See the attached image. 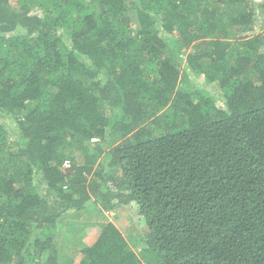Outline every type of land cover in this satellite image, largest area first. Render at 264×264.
<instances>
[{"label":"trees","instance_id":"1","mask_svg":"<svg viewBox=\"0 0 264 264\" xmlns=\"http://www.w3.org/2000/svg\"><path fill=\"white\" fill-rule=\"evenodd\" d=\"M256 26L254 0H0V264H264Z\"/></svg>","mask_w":264,"mask_h":264},{"label":"rangeland","instance_id":"2","mask_svg":"<svg viewBox=\"0 0 264 264\" xmlns=\"http://www.w3.org/2000/svg\"><path fill=\"white\" fill-rule=\"evenodd\" d=\"M262 26V25H261ZM263 28L256 26L252 29L250 34L258 33ZM184 56V55H183ZM199 82V81H198ZM201 83V82H199ZM205 89L209 90L210 93L214 94L213 84L204 86ZM0 123L3 124L10 132L9 140L12 141L15 139V135L12 133V128L14 126L13 120L8 117L0 118ZM98 141L92 140V142ZM90 206V205H89ZM106 215L111 222L119 229L123 234L125 240L127 241L128 247L138 253L142 247V240L145 234V223L143 217L137 213L135 206H128L126 208H117L116 210L107 211ZM74 234L87 242L93 241V233H87L86 231H75ZM65 264H76L71 259H63Z\"/></svg>","mask_w":264,"mask_h":264},{"label":"built area","instance_id":"3","mask_svg":"<svg viewBox=\"0 0 264 264\" xmlns=\"http://www.w3.org/2000/svg\"><path fill=\"white\" fill-rule=\"evenodd\" d=\"M254 1L257 4H263L264 5V0H254ZM63 165L67 167L69 165V162L68 161H65Z\"/></svg>","mask_w":264,"mask_h":264},{"label":"clouds","instance_id":"4","mask_svg":"<svg viewBox=\"0 0 264 264\" xmlns=\"http://www.w3.org/2000/svg\"><path fill=\"white\" fill-rule=\"evenodd\" d=\"M255 2V1H254ZM255 4H257L256 2H255ZM261 5H263V4H261ZM264 6V5H263ZM263 29H264V27H263ZM92 140H96V139H92Z\"/></svg>","mask_w":264,"mask_h":264}]
</instances>
